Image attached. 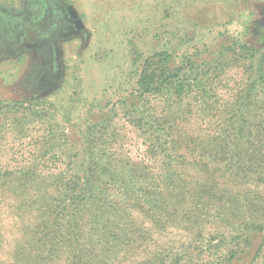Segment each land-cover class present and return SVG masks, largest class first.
Returning a JSON list of instances; mask_svg holds the SVG:
<instances>
[{
  "label": "rangeland",
  "instance_id": "obj_1",
  "mask_svg": "<svg viewBox=\"0 0 264 264\" xmlns=\"http://www.w3.org/2000/svg\"><path fill=\"white\" fill-rule=\"evenodd\" d=\"M58 2L65 6L59 13L66 26L51 44L35 50L28 46L31 40L24 45L15 34L1 39L5 45L0 46V264H32L33 259L27 256L33 253L31 243L40 232L42 219L53 214L55 208L63 215L58 194L51 203L40 198V188L51 184L46 176L50 170L62 168L68 173L71 160L83 150L104 153L129 168L141 158L146 140L137 131L136 119L147 117L152 113L151 106L158 108L165 99L160 96L145 101L138 90L140 74L156 53L172 55L171 67H178L186 58L202 62L219 56L218 52L228 45L235 49L238 44H247L264 52V0ZM230 53L227 51V55ZM249 66L240 60L228 70L216 82V95L208 105L198 107L188 99L184 129L176 121V132L163 137V129L153 135L161 139L181 135L194 138L190 148L175 152L164 145L158 153L172 157L182 153L185 161L201 155L208 168L192 169L181 165L185 163L182 161L177 171L181 180L189 176L193 193L186 195L178 187H167L169 190L160 197L168 209L178 202L182 213L175 216L168 210L156 217L158 223L147 221L144 238L138 235L142 228L135 229L133 245L118 244L117 251L121 252L106 253L107 264H214L225 251L238 249L248 252L238 264H264V250L259 259H254L263 235L253 238L251 249L244 242L256 233L254 228L264 231V184L253 181L254 174L245 177L246 146L239 152L230 142L226 150L221 149L223 138H233L229 122L234 116L232 103H248L244 68ZM254 102L256 105L245 115L254 117L251 121L260 126L264 119L263 94ZM208 107L214 108V117L206 116ZM183 112L184 107L176 115L180 120ZM260 129L264 128L254 129L257 135L251 140L264 147V137L259 134L264 135V131ZM53 130L59 138L54 142L55 153L50 154L43 151ZM32 166L37 168L32 192L27 194L17 187L13 193L11 188L23 181L24 169ZM134 168L136 175L144 173L141 166ZM118 213L125 217L123 212ZM123 226L128 227L126 218ZM54 229L57 236L44 240L50 242L40 247L43 258L37 264H69L62 247L67 239L60 236V226ZM85 239L91 248L101 242L105 245L88 229ZM49 248H61L59 256L44 259ZM100 253L98 250L97 255Z\"/></svg>",
  "mask_w": 264,
  "mask_h": 264
},
{
  "label": "trees",
  "instance_id": "obj_2",
  "mask_svg": "<svg viewBox=\"0 0 264 264\" xmlns=\"http://www.w3.org/2000/svg\"><path fill=\"white\" fill-rule=\"evenodd\" d=\"M227 51L231 52L230 55H227ZM218 55L213 58L208 57L202 62L186 58L184 63L178 67H171L172 55L168 53H156L149 61L146 60V66L143 68L138 82L139 93L145 97V101H150L151 98L156 100L160 96L165 99L161 101L158 108L151 106L152 113H149L147 117L143 115L136 119L137 131L144 135L146 140L143 155L134 161L133 167L129 168L127 164L124 165L113 157L108 158L104 153L83 150L81 153H76L74 159L71 160V167H67L68 173H65L62 168V170L57 168L52 169L53 171L50 170L51 172H48L46 176L50 178L51 184L47 188H40V198L44 197L46 202L51 203V199L57 198L55 195L58 194L60 198L57 199L59 203H62L58 208L61 209L63 215H59L60 212L55 208L53 214L42 219L41 226L44 225V227H39L40 232L35 235L31 243L33 253L27 256V259H33L32 264H37V261L43 258L39 253L40 247L47 246L50 242L49 240L44 242V240L50 237L56 238L58 233L54 229L56 225L60 226V236L67 239V244H62L64 245L62 247L64 248L63 254H67L69 264H107L106 253L117 255L121 252L117 251L120 248L118 244L133 245L135 229L142 228L138 231V235L140 238H144V235L147 234V221L149 224L152 220L158 223L157 218L162 217L168 210H170V214L180 215L183 207L178 205V202L170 204V209H168V206L163 207L165 203L160 197H162L163 191L169 190L167 187H178L186 195L193 193L194 183H188L189 176L186 181L181 180L180 172L177 171L178 165L187 158L182 153H177L174 157L163 156L158 153V150L167 145L170 150L179 152L182 148L186 147L187 149L191 147V144H195L194 138L186 135L183 138L181 135L176 139L173 137L161 139V136L159 138L158 136L153 137V135L162 133L163 129V137L176 132V127H173L176 121H179V126L182 125L181 129H184V124H187V100H194L196 105L201 107L208 105L209 99L216 95V82L222 80V77L227 75V71L231 70L235 64H240V60L250 64L248 69L244 68L248 77L246 86V88L249 87L248 103L246 100L236 104L232 103L234 116L230 118L229 122L232 123L230 126L233 128V138L229 136L226 140L223 138L221 149L226 150L230 142H233L234 148L237 146L235 150L239 152H242L241 146H246L247 150L243 156L244 161L247 162L244 165L245 177L254 174L253 181L264 184V147L257 146L251 140L252 136L257 135L254 129L260 126L264 128V119L259 126L251 121L254 117L248 118L245 115L251 106L256 105L254 99L261 96V93L264 96L261 90L263 88L264 91V52L247 44H238L235 49L228 45L220 50ZM257 58L258 65L255 64ZM151 65L152 68H150ZM182 107H184V112L180 120L176 115L181 113ZM208 109L206 116L214 117V108L208 107ZM261 109L263 113L264 108ZM224 112L228 113V110ZM260 131H264V129H260ZM259 134L264 137L262 133ZM58 138L53 130L49 138H46V147L43 152L55 153L54 142L58 141ZM152 139H154L153 142ZM57 150L60 153V150ZM202 158L201 155L193 157L192 160L182 162L181 165L196 170H201L203 167L208 168L200 160ZM137 165L141 166L144 171L141 175L135 174L134 166ZM36 172L35 166L24 169L23 181L16 187H12V192L16 193L18 187L19 190L23 189L24 192L30 194L36 183ZM180 181L184 183H180ZM21 194L23 195V193ZM49 207L53 208V205H49ZM120 211L125 214V217L119 215ZM115 213L118 214L114 215ZM108 216L111 217L108 218ZM125 218L128 221L127 229L123 226ZM138 218L146 221H139ZM49 226H52V229H49ZM87 229L92 236L104 240L105 245L101 242L98 243L99 249L98 247L91 248L85 239ZM254 229L253 233H256L249 235L244 242L251 249L253 238L263 235L262 243L254 257L257 260L264 250V231ZM42 230H45L43 235ZM224 247L227 248V246ZM59 249L49 248L47 257L44 259L58 257ZM98 250L101 253L97 255ZM126 254L127 252L122 256ZM247 255L248 252L245 249L225 251L223 258L216 259L214 264H238L242 261V257H247ZM177 259L180 260L181 257H177ZM160 263L164 264L165 262Z\"/></svg>",
  "mask_w": 264,
  "mask_h": 264
},
{
  "label": "flooded vegetation",
  "instance_id": "obj_3",
  "mask_svg": "<svg viewBox=\"0 0 264 264\" xmlns=\"http://www.w3.org/2000/svg\"><path fill=\"white\" fill-rule=\"evenodd\" d=\"M13 1L0 0V46L5 45L1 39L15 34L18 42L25 45L31 40L29 48L38 50L43 44H51L66 26V21L59 13V8L65 6L59 0Z\"/></svg>",
  "mask_w": 264,
  "mask_h": 264
}]
</instances>
